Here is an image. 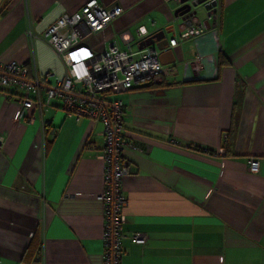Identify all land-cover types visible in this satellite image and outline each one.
I'll return each mask as SVG.
<instances>
[{"label": "crops", "instance_id": "obj_1", "mask_svg": "<svg viewBox=\"0 0 264 264\" xmlns=\"http://www.w3.org/2000/svg\"><path fill=\"white\" fill-rule=\"evenodd\" d=\"M86 1L9 0L0 12V65L26 64L32 77L33 57L39 75L62 78L63 61L26 32L39 35ZM96 1L123 12L66 61L81 48L89 58L111 43L125 48L117 37L124 31L133 53L157 32L178 41L166 50L171 77L117 97L125 140L145 146L123 153L121 264H264V0H216V24L184 41L179 34L196 24L174 16L178 0ZM19 113L17 96L1 90L0 264H103L102 125L67 118L56 100ZM134 233L146 243H133ZM33 239L37 258L27 252Z\"/></svg>", "mask_w": 264, "mask_h": 264}, {"label": "built area", "instance_id": "obj_2", "mask_svg": "<svg viewBox=\"0 0 264 264\" xmlns=\"http://www.w3.org/2000/svg\"><path fill=\"white\" fill-rule=\"evenodd\" d=\"M122 12L119 6L104 7L96 0H88L74 13L61 14L39 35L26 32L31 40H42L63 61L64 74L60 79L50 72L39 75L33 57L27 61L32 65V77L28 76L26 64L12 61L0 65V91L8 90L17 96L20 117L29 110L41 112L56 100L67 118L75 122L86 119L102 125L103 147L98 157L104 163L103 192L98 198L103 204V264H121L123 256L121 241L126 198L121 190V179L127 175L129 166L123 153L125 150L145 151L143 144L125 140L123 104L117 97L135 85H161L174 74L170 64L161 63L159 51L147 47L133 53L129 47L132 36L124 31L117 37L125 48L111 43L103 53L82 60L87 76L76 78L72 71L76 62L66 61V52L77 47L85 36L102 31ZM216 19V9L212 8L205 13V23L201 21L196 28H188L179 34V39L184 41L201 34L207 25L214 26ZM177 43L176 39H170L168 47H175ZM192 64H197V60ZM107 96L112 99L107 100ZM217 153L223 155L224 152L219 149ZM248 168L250 173H258L259 162L249 159ZM131 241L144 245L146 235L134 233Z\"/></svg>", "mask_w": 264, "mask_h": 264}, {"label": "water", "instance_id": "obj_3", "mask_svg": "<svg viewBox=\"0 0 264 264\" xmlns=\"http://www.w3.org/2000/svg\"><path fill=\"white\" fill-rule=\"evenodd\" d=\"M7 0H3L0 5V12L5 8ZM216 0H178V7L174 11V16L180 18L186 25L197 24L202 21L201 16L212 8H215ZM150 47L152 50L160 52L159 59L162 64H168L171 61L166 60V56L171 52H166L168 44L164 39L163 32H157L143 39L137 46L138 50Z\"/></svg>", "mask_w": 264, "mask_h": 264}, {"label": "clouds", "instance_id": "obj_4", "mask_svg": "<svg viewBox=\"0 0 264 264\" xmlns=\"http://www.w3.org/2000/svg\"><path fill=\"white\" fill-rule=\"evenodd\" d=\"M140 32L144 33L145 29L143 27H141ZM90 55H91V53L87 49H84V48H81L78 51H73L72 53H70L69 58L72 61L76 62L72 71L74 72L77 79H80L84 76H87V70H86L85 66L81 63V61L89 58ZM144 67L147 68V64H145Z\"/></svg>", "mask_w": 264, "mask_h": 264}, {"label": "trees", "instance_id": "obj_5", "mask_svg": "<svg viewBox=\"0 0 264 264\" xmlns=\"http://www.w3.org/2000/svg\"><path fill=\"white\" fill-rule=\"evenodd\" d=\"M2 1H3V0H0V5H1ZM8 1H9V0H7V2H8ZM218 64H219V68L222 67V66H224V64H226V62L223 61V57H221L220 55H218ZM195 82H198V81H190V82H186L185 84H190V83H195ZM34 240H35V239L32 240L30 246L27 248V252H28V254H29V253H32V252L34 251V253H35V255H36L35 258H37V256H38V252H37L36 250H37L38 248H36L37 245H36V242H34ZM24 258H25V257H24ZM35 258H34V259H35Z\"/></svg>", "mask_w": 264, "mask_h": 264}, {"label": "rangeland", "instance_id": "obj_6", "mask_svg": "<svg viewBox=\"0 0 264 264\" xmlns=\"http://www.w3.org/2000/svg\"><path fill=\"white\" fill-rule=\"evenodd\" d=\"M131 51H133V52H134V51H135V48H134V47H132Z\"/></svg>", "mask_w": 264, "mask_h": 264}]
</instances>
